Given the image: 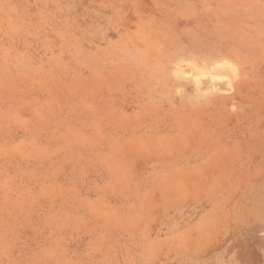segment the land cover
<instances>
[{
  "label": "rangeland",
  "instance_id": "obj_1",
  "mask_svg": "<svg viewBox=\"0 0 264 264\" xmlns=\"http://www.w3.org/2000/svg\"><path fill=\"white\" fill-rule=\"evenodd\" d=\"M0 264H264V0H0Z\"/></svg>",
  "mask_w": 264,
  "mask_h": 264
}]
</instances>
